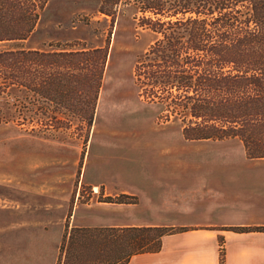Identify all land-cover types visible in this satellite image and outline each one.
Returning <instances> with one entry per match:
<instances>
[{
  "label": "rangeland",
  "instance_id": "1",
  "mask_svg": "<svg viewBox=\"0 0 264 264\" xmlns=\"http://www.w3.org/2000/svg\"><path fill=\"white\" fill-rule=\"evenodd\" d=\"M109 6L49 0L25 41L42 50L106 49L90 127L68 122L64 98L56 104L22 85L14 98L0 93V264H57L70 229L89 214L111 221L123 194L137 201L131 190L193 192L186 203L200 207L222 191L225 176L264 170L237 137L187 140L179 120L139 95L135 63L156 33L139 26L142 13L131 4L118 3L113 21L99 11Z\"/></svg>",
  "mask_w": 264,
  "mask_h": 264
},
{
  "label": "trees",
  "instance_id": "2",
  "mask_svg": "<svg viewBox=\"0 0 264 264\" xmlns=\"http://www.w3.org/2000/svg\"><path fill=\"white\" fill-rule=\"evenodd\" d=\"M141 12L139 26L156 37L135 63L139 95L180 121L187 140L237 137L248 158H264V0H106ZM49 0H0V93L19 85L53 102L64 98L90 127L107 51L70 45L42 50L26 44ZM62 68L64 71H62ZM63 80L65 82H63ZM76 111V112H75ZM115 202H134L127 194ZM112 197L107 201L112 202ZM163 226L72 227L57 264H117L157 251Z\"/></svg>",
  "mask_w": 264,
  "mask_h": 264
},
{
  "label": "crops",
  "instance_id": "3",
  "mask_svg": "<svg viewBox=\"0 0 264 264\" xmlns=\"http://www.w3.org/2000/svg\"><path fill=\"white\" fill-rule=\"evenodd\" d=\"M131 191L117 192H131L138 199L113 202L111 221L89 214L78 227L163 226L177 230L162 236L157 251L137 252L117 264H264V170L225 176L222 191L204 198L200 207L186 203L195 197L193 192L159 197Z\"/></svg>",
  "mask_w": 264,
  "mask_h": 264
}]
</instances>
